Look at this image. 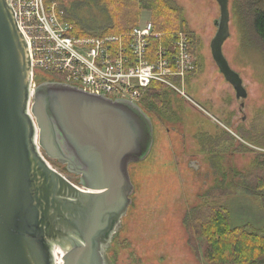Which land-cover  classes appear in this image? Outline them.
<instances>
[{
    "label": "water",
    "instance_id": "obj_1",
    "mask_svg": "<svg viewBox=\"0 0 264 264\" xmlns=\"http://www.w3.org/2000/svg\"><path fill=\"white\" fill-rule=\"evenodd\" d=\"M220 9L211 56L245 99L222 53L229 0ZM31 61L9 0H0V264H109L106 251L131 203L129 165L153 145L150 117L137 103L45 81L31 90ZM47 159L65 166L69 181Z\"/></svg>",
    "mask_w": 264,
    "mask_h": 264
},
{
    "label": "rangeland",
    "instance_id": "obj_2",
    "mask_svg": "<svg viewBox=\"0 0 264 264\" xmlns=\"http://www.w3.org/2000/svg\"><path fill=\"white\" fill-rule=\"evenodd\" d=\"M172 1L183 9L196 38L195 73H189L178 87L206 115L163 86V97L184 115H176V120L160 115L164 117L161 122L158 115H148L154 125V144L144 162L130 167L134 187L131 203L117 233V245L112 239L106 251L109 264H204L183 225L186 213L204 204L224 206L232 228L248 225L264 230V208L247 190L250 186L264 197V187L258 188L264 184V166L258 165L264 162V48L254 37L244 38L233 11L236 0H229V35L222 53L247 93L245 99H237L211 56L210 43L217 31L214 23L220 15L218 4L215 0ZM43 2L63 14L71 35L77 26L96 35L113 24L111 13L99 0ZM131 11L127 8L118 17L126 28L134 21L125 16ZM145 21L152 22V15L141 11L135 25ZM46 161L77 183L63 167ZM220 173L229 176L224 179ZM232 179V187H227ZM223 181L224 188L220 186Z\"/></svg>",
    "mask_w": 264,
    "mask_h": 264
},
{
    "label": "built area",
    "instance_id": "obj_3",
    "mask_svg": "<svg viewBox=\"0 0 264 264\" xmlns=\"http://www.w3.org/2000/svg\"><path fill=\"white\" fill-rule=\"evenodd\" d=\"M9 1L28 46L31 90L39 76H51L91 94L137 104L151 84L188 99L178 87L195 65L185 33L172 34L166 45L153 48L152 41H160L164 34L145 21L121 35L79 38L70 34L63 14L46 7L43 0Z\"/></svg>",
    "mask_w": 264,
    "mask_h": 264
},
{
    "label": "trees",
    "instance_id": "obj_4",
    "mask_svg": "<svg viewBox=\"0 0 264 264\" xmlns=\"http://www.w3.org/2000/svg\"><path fill=\"white\" fill-rule=\"evenodd\" d=\"M99 2L111 13L113 24L95 34L117 36L127 33L136 26L135 23L140 12L148 11L152 15V23L155 31L164 34V37L160 41H152L153 48L159 43L166 45L170 35L182 32L190 38V50L195 56L194 47L196 38L184 19L183 9L174 1L99 0ZM127 8H130L132 11L128 12L130 14L125 13L126 18H132L134 20H132L133 23L129 28L121 25L118 18L122 15L123 10L125 11ZM233 11L235 18L239 20V27L244 38L254 37L264 48V0H236L233 3ZM71 33L74 36L91 35L90 33L82 31L81 28L79 29L78 26ZM54 80H59V78H38V84ZM163 88L162 85L151 84L138 105L142 108L147 107L157 111L162 106L170 104L161 93L163 92ZM146 159L141 162H144ZM139 163L129 165V174L130 167ZM258 163L260 167L264 166V162L260 161ZM60 166L67 172L65 166ZM220 174L224 179H227L229 176L225 173ZM233 175L237 177L240 173L233 172ZM233 180L229 184L227 183L226 186L232 187ZM224 184L225 182L223 181L220 186L224 188ZM260 187L263 188L264 184H260V186L258 184V188ZM247 190L249 193L250 191L252 192L249 194L251 198L260 201L264 208V197H259L258 192L250 186ZM219 195L221 194L219 193ZM208 196V194L205 195V197ZM183 225L188 234L190 245L198 251L199 257L204 264H264V230L250 228L248 225L232 228L229 223L228 212L224 206L214 205L208 207L204 204L194 207L186 213ZM117 238L118 235H114L112 244L115 246L117 245Z\"/></svg>",
    "mask_w": 264,
    "mask_h": 264
},
{
    "label": "flooded vegetation",
    "instance_id": "obj_5",
    "mask_svg": "<svg viewBox=\"0 0 264 264\" xmlns=\"http://www.w3.org/2000/svg\"><path fill=\"white\" fill-rule=\"evenodd\" d=\"M194 68H195V65H194ZM194 68L190 72V73H192V75L195 73ZM44 77H49V78L53 79V77H51V76H44ZM54 81L55 82H61L60 80H54ZM180 99H182V98H180ZM182 100L185 101L187 106L189 105L190 107H195L199 111H202L203 113H205L204 115H206V112L198 106V103L192 97L188 96V99H184L183 98ZM241 107H243V104H241ZM174 108L175 107L172 104H168V105L166 104L165 106H162L160 110H157V112H154L155 110L153 111V110H151L150 108H147V107H143V110L146 112L147 115H150V114L151 115H158L159 116L158 121L161 122V121H163L164 117H161L160 115H166L170 120H174V119L176 120V115H184V113H181V112H179V110H177L176 108L174 109ZM161 110H163V111H161ZM151 111H153V112H151ZM150 119H151V117H150ZM152 125H153V122H152ZM153 144H154V125H153ZM152 147H153V145H152ZM55 163L58 164L57 162H55ZM191 164H194V163L191 162Z\"/></svg>",
    "mask_w": 264,
    "mask_h": 264
},
{
    "label": "bare ground",
    "instance_id": "obj_6",
    "mask_svg": "<svg viewBox=\"0 0 264 264\" xmlns=\"http://www.w3.org/2000/svg\"><path fill=\"white\" fill-rule=\"evenodd\" d=\"M153 42H152V44H153ZM152 47H153V45H152ZM50 167L53 168L51 165H50ZM53 255H54L55 264H61V258H62L63 252L59 249H55L53 252Z\"/></svg>",
    "mask_w": 264,
    "mask_h": 264
}]
</instances>
